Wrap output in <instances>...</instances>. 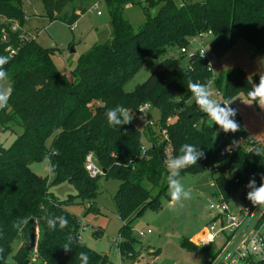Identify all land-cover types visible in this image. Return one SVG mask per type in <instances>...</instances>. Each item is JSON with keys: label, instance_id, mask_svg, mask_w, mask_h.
Here are the masks:
<instances>
[{"label": "trees", "instance_id": "trees-1", "mask_svg": "<svg viewBox=\"0 0 264 264\" xmlns=\"http://www.w3.org/2000/svg\"><path fill=\"white\" fill-rule=\"evenodd\" d=\"M73 1L41 0L50 21L69 26L86 11L79 5L65 13ZM104 1L110 38L79 57L70 81L53 61L57 47H44L30 37L19 40L21 31L11 32L13 21L22 27L27 21L22 0H0V76L12 83L0 110V127L21 128L9 146L0 145V264H8L10 256L16 264H32L33 256L41 264H106L105 254L81 241L79 218L68 210L80 204L98 212L94 199L101 177L119 181L113 197L122 221L117 250L133 260L138 254L132 222L146 209L158 210L162 199H169V187L184 174L209 170L215 193L225 200L236 194L246 200L245 190L264 186V148L226 111L219 126L208 124V112L197 96L212 82L225 103L240 93L256 102L264 72L248 77L243 68L234 67L214 75L197 52H181L197 33L211 31L217 57L239 40L264 56V0ZM141 2L145 21L135 30L123 8ZM154 6L157 12L151 15ZM2 31L8 43L2 41ZM9 44L17 49L12 56L6 51ZM169 50L173 54L162 58ZM147 58L160 61L145 81L124 90ZM144 103L158 110V132L150 124L139 129L126 115ZM237 136L243 137V146L234 150ZM89 152L105 173L89 175ZM45 159L51 180L29 167ZM169 162L177 164L175 170L168 168ZM63 182L76 192L60 200L50 187ZM16 240L19 246L12 254ZM181 242L189 250L197 248L187 239Z\"/></svg>", "mask_w": 264, "mask_h": 264}, {"label": "rangeland", "instance_id": "rangeland-1", "mask_svg": "<svg viewBox=\"0 0 264 264\" xmlns=\"http://www.w3.org/2000/svg\"><path fill=\"white\" fill-rule=\"evenodd\" d=\"M79 5L84 6L86 11L71 28L61 20L50 21L44 14L41 0H22L24 17L27 19L24 25L27 36L33 37L44 47L59 49L53 55V61L58 70L70 81L73 80L71 71L79 57L89 51L92 45L105 42L111 35L109 13L104 0H74L64 8V12H69L73 6ZM144 6L141 2L126 4L123 8V17L135 30L145 21ZM156 12V6L149 8L151 15ZM215 39L213 35L190 39L187 55L197 52L202 44L206 52L205 59L214 75L234 67L243 68L248 77L264 72V56L250 48L246 42L237 41L224 55L217 57L211 50ZM172 54L173 51L169 50L162 58ZM159 61L160 58H147L141 69L124 85V90L130 91L137 84L145 81ZM209 89L213 91L210 97L206 95L205 89L197 94L203 100V107L208 112V124L219 126L227 113L232 118L235 117V120L239 119L238 126L264 148V84L258 87L260 98L256 102L240 93L225 105L222 104V98L217 94L213 83H210ZM215 97H218L219 103L214 101ZM147 113L154 122L151 126L158 132L155 124L159 117L158 110L150 108ZM126 115L136 127L143 129L145 126L143 114L128 111ZM173 120V117L170 118V121ZM227 124L232 125V121ZM20 132L21 128L15 125H11L7 130L0 127V145L9 146ZM239 139L240 137L237 136L231 145L234 150L243 146V142H238ZM50 141L51 138L47 144ZM143 144L147 145L146 140H143ZM166 153L169 155V149H166ZM29 167L39 176L48 177L50 180L53 178L47 159L40 163L34 162ZM176 167L175 162H169L170 170H175ZM118 185L119 181L112 178L101 177L98 180V193L94 199L95 205L99 208L98 212H88L80 204L68 207V210L79 218L82 242L89 248L105 254L108 259L106 264H136L137 262V264H208L223 241V238H217L204 248L197 238L199 232L209 224L213 214L207 199L214 198L216 186L209 170L206 169L199 174H184L169 187L167 192L169 199H162V205L158 210L146 209L134 219L132 228L133 236L137 239L136 260H133L129 254L127 257H121L117 250L122 221L117 214L113 197ZM50 191L60 200L76 192L67 182L53 185ZM237 195L230 199L233 207H237ZM147 229L151 232L146 233ZM138 231H144V236H139ZM183 239L196 243L197 248L187 249L182 245ZM18 246L19 241H14L12 254L16 252ZM155 250L159 252L154 256ZM7 262L16 264L11 256ZM32 264H41V262L33 256Z\"/></svg>", "mask_w": 264, "mask_h": 264}, {"label": "built area", "instance_id": "built-area-1", "mask_svg": "<svg viewBox=\"0 0 264 264\" xmlns=\"http://www.w3.org/2000/svg\"><path fill=\"white\" fill-rule=\"evenodd\" d=\"M10 30L11 32L21 31L18 36L19 40L28 37L24 26H20L16 21L12 22ZM207 35H212L211 31L199 32L191 39L203 38ZM1 39L8 43L5 31H2ZM6 51L9 56H12L17 49L9 44ZM181 52H187V48H182ZM197 53L202 61H207L202 44ZM210 83L212 82H208L203 88L208 97L213 94V91L209 89ZM216 92L219 95L217 90ZM214 101L219 103L218 97H215ZM222 104L225 105V102L222 101ZM149 109L150 105L144 103L136 111L143 114L145 124L153 125L154 122L147 113ZM239 137L238 142H243V137ZM85 168L91 177L103 174L102 169L94 162L92 152L86 156ZM245 197L246 200H243L239 194L237 195V207H233L230 200H225L221 193H215L214 198L207 199L213 214L209 224L204 227L197 238L200 244L206 247L215 239L223 238L220 247L212 255L208 264H264V186L255 192L245 190ZM150 232V229L146 230V233ZM137 234L144 236L145 232L138 231Z\"/></svg>", "mask_w": 264, "mask_h": 264}, {"label": "water", "instance_id": "water-1", "mask_svg": "<svg viewBox=\"0 0 264 264\" xmlns=\"http://www.w3.org/2000/svg\"><path fill=\"white\" fill-rule=\"evenodd\" d=\"M191 56H193V54ZM11 92H12V83L10 81V78L5 74L1 75L0 76V110L5 107ZM102 172L105 173V170H102Z\"/></svg>", "mask_w": 264, "mask_h": 264}, {"label": "crops", "instance_id": "crops-1", "mask_svg": "<svg viewBox=\"0 0 264 264\" xmlns=\"http://www.w3.org/2000/svg\"><path fill=\"white\" fill-rule=\"evenodd\" d=\"M207 123H208V122H207ZM170 202H171V201H170ZM201 231H202V230H201ZM201 231H200V232H201ZM200 232H199V233H200ZM80 239H81V238H80ZM81 241H82V240H81ZM195 244H196V243H195ZM137 263H138V262H137Z\"/></svg>", "mask_w": 264, "mask_h": 264}]
</instances>
